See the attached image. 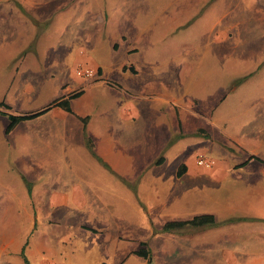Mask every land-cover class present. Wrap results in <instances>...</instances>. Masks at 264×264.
I'll return each instance as SVG.
<instances>
[{
	"label": "crops",
	"instance_id": "1",
	"mask_svg": "<svg viewBox=\"0 0 264 264\" xmlns=\"http://www.w3.org/2000/svg\"><path fill=\"white\" fill-rule=\"evenodd\" d=\"M237 2L0 0L13 64L0 133L16 166L0 188V264H264V74L244 87L264 38L239 36L227 83L193 58L211 48L227 67L237 8L240 31L264 32V0ZM69 57L97 75L64 74ZM117 191L138 222L108 211ZM200 215L214 222L163 230Z\"/></svg>",
	"mask_w": 264,
	"mask_h": 264
},
{
	"label": "rangeland",
	"instance_id": "2",
	"mask_svg": "<svg viewBox=\"0 0 264 264\" xmlns=\"http://www.w3.org/2000/svg\"><path fill=\"white\" fill-rule=\"evenodd\" d=\"M237 3L239 4V2H237V0H228V4L230 6V8H233L237 5ZM199 17V16H197ZM238 20L237 21V26L231 30V34L229 39V42H236L233 43V47L229 48L228 52H229V58H228V65L225 68V63L223 60L220 59V57L217 54L212 53L213 49L211 48H207V52H205L204 48H202L201 46L196 47V54H194L195 58L194 60L196 62L198 61H207L212 62L211 63V67L205 69L204 66L201 68L200 71H198V74H204L205 70L208 72H212V74H219V67H221L222 69V74H227V79L225 78L224 81H228V78L237 75L235 73H241L239 71V36H247L249 37H253L254 40H258L259 34L261 38H264V32L261 29H250V30H239V8L235 9V12H231V14H228V20ZM233 22V23H234ZM262 23V22H261ZM200 42V40H198V43ZM211 49V50H210ZM80 50L79 48L77 49ZM210 50V52L208 53V51ZM202 53V54H200ZM73 58L69 57V63L66 66L65 69V73L64 74H75V68L73 67L72 64H70L72 62ZM221 62V63H220ZM203 64V63H202ZM264 67V66H263ZM264 68L262 69V71L260 70V72L258 74H255V76L253 78L248 79L246 86L244 87H252L253 85H258L259 81H261V77L263 76L262 74H264ZM13 71V64L11 63V61L9 60V57L7 55H3L0 54V74H11ZM242 75V74H239ZM256 83V84H255ZM2 134L0 133V188L3 185H12V180L15 181V174H16V166L14 165V162L12 160V158H10V154H8V152H10V150H8L7 148H2L3 143L1 142L2 139ZM131 195L133 196V193H131ZM132 200H135V197L132 198ZM130 198H128V196L126 195V197H123L120 195V192L117 191L116 193H114V198L113 200H111L110 203V207L107 208L109 212H111V214H114L115 216H123L126 217L127 219L130 217L134 216L137 219V222L139 221V212H137L136 208L134 206V204H136V201H132ZM133 205V206H132ZM105 208H100V213L99 216H103ZM127 211V212H125ZM113 212V213H112ZM130 212V213H128ZM129 220V219H128ZM137 222H133V223H137ZM97 248L100 249L99 245H97ZM83 255V254H82ZM94 256V253L90 254H85V257L89 258V259H93L92 257ZM102 257V256H101ZM15 264L22 263V258L18 257L15 255V257H13ZM87 264H89L88 262H86ZM219 264V263H218Z\"/></svg>",
	"mask_w": 264,
	"mask_h": 264
},
{
	"label": "trees",
	"instance_id": "3",
	"mask_svg": "<svg viewBox=\"0 0 264 264\" xmlns=\"http://www.w3.org/2000/svg\"><path fill=\"white\" fill-rule=\"evenodd\" d=\"M38 114H40V112L33 114V115H30V116H20V117L12 116L9 124L7 125L6 131H9L19 118H30V117H34ZM213 222H214V220H213V217L211 215H200V216H196V217H194L188 221L166 223L163 226V230L168 231L173 227H180V226H183L186 224L204 225V224H212ZM136 254L141 255L142 257H145V258H147L149 256L148 253H146L144 249L136 251Z\"/></svg>",
	"mask_w": 264,
	"mask_h": 264
},
{
	"label": "built area",
	"instance_id": "4",
	"mask_svg": "<svg viewBox=\"0 0 264 264\" xmlns=\"http://www.w3.org/2000/svg\"><path fill=\"white\" fill-rule=\"evenodd\" d=\"M96 73L97 72L92 67H86L81 65H77L75 67V75L80 78L91 79L97 75ZM215 162L216 160L214 158L209 157L205 154H198L196 156V164L204 168L213 167Z\"/></svg>",
	"mask_w": 264,
	"mask_h": 264
}]
</instances>
